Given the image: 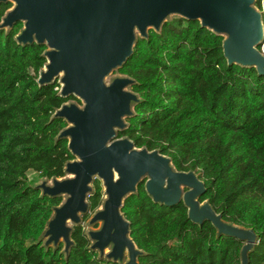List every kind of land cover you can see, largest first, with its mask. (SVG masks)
Wrapping results in <instances>:
<instances>
[{
	"label": "trees",
	"instance_id": "16d2710c",
	"mask_svg": "<svg viewBox=\"0 0 264 264\" xmlns=\"http://www.w3.org/2000/svg\"><path fill=\"white\" fill-rule=\"evenodd\" d=\"M257 5L264 10V0ZM11 6L0 2V21ZM22 27L19 21L9 33L0 30V264H101L82 226L75 227L68 258L63 244L54 250L38 242L62 197H41L28 173L65 174L73 155L68 140L56 136L67 122L51 117L76 98L60 96L57 80L39 85L46 45H19L14 37ZM222 41L198 20L179 16L161 33L151 30L148 39L139 38L119 71L137 80L132 89L143 101L119 136L158 148L179 170H197L207 186L201 200L209 198L226 220L257 231L250 264H264V75L229 65ZM102 197L96 180L91 210ZM122 210L133 239L147 252L140 264H241V240L217 237L209 221L194 223L182 202L154 203L144 183Z\"/></svg>",
	"mask_w": 264,
	"mask_h": 264
},
{
	"label": "water",
	"instance_id": "95a60500",
	"mask_svg": "<svg viewBox=\"0 0 264 264\" xmlns=\"http://www.w3.org/2000/svg\"><path fill=\"white\" fill-rule=\"evenodd\" d=\"M257 1L0 0L12 3L0 30L9 33L20 21L23 27L14 37L19 45H46L39 85L57 80L60 96H75L83 103L70 99L51 117L66 120L56 141L68 140L73 159L65 162L63 176H43L32 185L41 197H62L39 237L42 246L56 250L63 244L61 252L69 257L75 227L83 226L84 216L91 211L93 183L102 180L105 197L86 222L88 248L99 261L140 264L147 252L133 239L131 221L122 209L144 183L154 203L171 207L182 202L194 223L209 221L217 237L241 240L240 263L250 264L260 235L253 227L226 220L209 198L201 200L207 186L197 170H179L173 158L158 148L138 147L129 136H119L143 101L132 89L137 80L119 70L134 54L139 38L148 39L151 30L161 33L166 22L179 16L198 20L222 36L229 65L254 67L264 75V51L259 48L264 43V10ZM114 71L117 75L108 81Z\"/></svg>",
	"mask_w": 264,
	"mask_h": 264
},
{
	"label": "rangeland",
	"instance_id": "374dc122",
	"mask_svg": "<svg viewBox=\"0 0 264 264\" xmlns=\"http://www.w3.org/2000/svg\"><path fill=\"white\" fill-rule=\"evenodd\" d=\"M174 17H176V16H173L172 18H174ZM117 75V71H114L108 78H107V80L108 81H110L114 76H116ZM129 89H130V87H129ZM73 101H76V102H78L81 106H83V103L81 102V101H78V100H76V99H74ZM28 179H29V182L33 185V184H35V183H39L41 180H42V178L39 176V174L37 173V172H34V171H30L29 173H28ZM100 181V185H102V187H103V189H104V186H103V184H102V180H99ZM93 187L95 188L96 187V180H95V182L93 183ZM103 197H105V195L103 194ZM92 213H93V211L91 210L90 212H89V214L87 215V216H84V220L85 221H83V230L84 231H86L87 230V228H88V226H87V224H86V222H87V220H88V218L92 215ZM99 224H97V225H95L94 227H97Z\"/></svg>",
	"mask_w": 264,
	"mask_h": 264
},
{
	"label": "flooded vegetation",
	"instance_id": "af4514ba",
	"mask_svg": "<svg viewBox=\"0 0 264 264\" xmlns=\"http://www.w3.org/2000/svg\"><path fill=\"white\" fill-rule=\"evenodd\" d=\"M161 153H163L162 151H160ZM164 154V153H163ZM102 264H118V263H114V262H111V261H107V260H103L101 262Z\"/></svg>",
	"mask_w": 264,
	"mask_h": 264
},
{
	"label": "built area",
	"instance_id": "2783aa9c",
	"mask_svg": "<svg viewBox=\"0 0 264 264\" xmlns=\"http://www.w3.org/2000/svg\"><path fill=\"white\" fill-rule=\"evenodd\" d=\"M261 49L264 51V43L262 44V47H261Z\"/></svg>",
	"mask_w": 264,
	"mask_h": 264
}]
</instances>
